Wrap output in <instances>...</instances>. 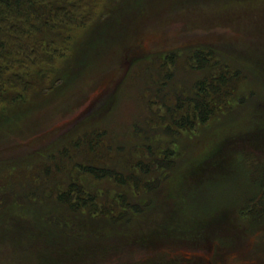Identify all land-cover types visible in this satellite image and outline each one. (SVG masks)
<instances>
[{"label":"trees","instance_id":"obj_1","mask_svg":"<svg viewBox=\"0 0 264 264\" xmlns=\"http://www.w3.org/2000/svg\"><path fill=\"white\" fill-rule=\"evenodd\" d=\"M110 1L116 0H0V232L7 233L0 237L11 241L13 259L10 264H206L208 261L200 254L193 259V254L154 257L145 253L147 249L136 248L137 241L133 238H127V245L121 248L118 243L115 246L106 243L118 242L119 237L125 236L139 214L137 206L154 201L158 185L153 181L161 182L169 168L176 169L172 157L180 144V135L192 133L213 117L244 102L255 92L248 89L250 77L264 83V76L259 77L261 68L246 65L239 48H234L232 55L200 44L158 54L163 69L149 75L141 86L146 117L132 121L126 131L130 138H124L121 134L125 132L117 130L108 135L109 127L105 125L117 91L110 95V103L93 109L76 123L58 127V137L42 148L21 151L23 143L12 138L13 133L25 128L20 120L27 115L16 111L8 115L4 113L5 108H16L25 95L7 90L20 86L21 91L27 92L28 85H34L32 78L44 79L46 74L54 72L68 53L65 49L69 47L68 33L85 29L101 17L107 7L103 4ZM248 1L231 8L225 6L222 13L233 10V23L246 22L242 29L262 41L264 5L247 6ZM259 1L264 4V0ZM154 5L134 6L123 11L127 16L142 15V11L153 16L152 9L156 7L159 12L155 13L163 16L170 10L179 15L200 12L199 6L192 3L164 8ZM112 15H115L112 22L120 17L117 13ZM253 15H258L256 19L261 25L256 33L249 28ZM217 53H222L223 57ZM182 56L186 61L182 68L192 70L195 73L192 76L177 73L182 69L179 65ZM255 111L257 119L263 122L264 114L258 107ZM139 183L148 188H139ZM166 197L167 202L172 198ZM255 199L253 195L246 202L249 204ZM243 203H238L241 204L238 210L246 209L244 212L252 216L249 219L239 216L238 224L240 227L244 222L250 224V232L245 229L248 241L251 239L247 245L250 255L239 252L237 256L244 257L241 258L243 264H264V206L253 211L242 207ZM177 211V208L172 209L171 216L161 225L163 230L156 234L172 243L178 240L193 244L204 242L207 231L205 234L197 231L203 228L191 230L183 224L180 225L182 230L174 231ZM76 226L79 229L76 230ZM92 226L101 229L91 232ZM104 227L108 229L106 237L100 233H105ZM240 227L236 225L237 239L242 234ZM78 232L83 234L78 235ZM231 235H235L233 231ZM256 237L261 240L257 244L261 251L254 246L252 239ZM237 239L233 245L237 244ZM153 243L148 241L145 246L149 249L148 245Z\"/></svg>","mask_w":264,"mask_h":264},{"label":"rangeland","instance_id":"obj_2","mask_svg":"<svg viewBox=\"0 0 264 264\" xmlns=\"http://www.w3.org/2000/svg\"><path fill=\"white\" fill-rule=\"evenodd\" d=\"M116 1L104 3L103 6H107L104 14L85 29L68 33L69 47L65 48L68 53L54 72L46 74L44 79L41 76L32 78L34 85H28L27 92L21 91L20 86L7 90L8 93L21 92L25 95L22 104L16 108L6 107L7 111L4 112L12 115L11 113L16 111L27 115L20 120L25 128H20L21 132L12 135L16 142L23 143L24 149H20L21 151L42 148L47 142L56 139L58 127L76 123L93 109L97 110L99 106L110 103L109 97L114 91H117L111 102L114 105L107 108L111 110L105 122L106 127H109L108 135L117 130L118 133L125 132L121 134L124 138H130L126 131L132 121L146 117L142 85L149 75L163 69L158 54L163 55L200 44L232 55L233 49L239 48L243 51V62L260 67L259 77L264 76V38L262 41H256L254 33L249 36V33L242 29L246 22L233 23V10L229 11L231 13H222L225 6H238L244 0H237L238 3H235L236 0ZM190 3L198 5L197 10L200 12L179 15L170 10L163 16L155 13L159 12V7H156L152 9L153 16L147 15L146 11H142V15L136 13L135 16H127L123 11L124 8L131 9L141 5L155 4L154 6L164 8L187 6ZM245 4L264 5L259 0H249ZM115 13L123 19L117 17L112 22L115 16L112 14ZM256 16H250L252 18L249 25L250 30L255 33L261 27ZM246 19L249 21V17ZM136 21L139 23L136 24ZM221 54L217 53V56ZM184 59V56L180 58L181 68L186 62ZM253 61L257 64H253ZM177 73L187 77L195 74L192 70L186 71L184 68ZM251 78L248 80V89L255 92L249 96L247 94L244 102L236 104L234 108L218 117H213L192 133L180 135V144L172 157L176 169L169 168L168 174L161 182L153 181L155 186L158 185L154 201H145L142 206L138 205L139 214L130 223V230L124 237H119L118 242L109 241L106 245L115 246L118 243L121 248L127 245V238H133L137 241L134 245L136 248L141 251L147 249L145 253L154 257L158 254H166L170 258L181 255L188 257L193 254V259L192 257H199L197 255L200 254L208 260L212 253V264H243L241 258L244 257L237 254L241 252L250 255L247 245L251 239L248 241L249 236L246 235L250 224L244 222L240 227L239 216L249 219L252 215L245 213L246 209L239 211L241 204L238 203L244 202L242 207L251 208L253 211L264 206V126L259 125L264 124V121L260 122L261 119H257L255 114L257 107L258 111L264 114V83L255 77ZM146 156L152 160L149 154ZM141 184L139 183V188H148ZM253 195L257 200H251L249 205L246 200ZM166 196H172L169 202L166 201ZM173 208L178 210L174 216V231L182 230L180 225L183 224L191 230L195 227L203 228L197 231L203 234L207 231L208 236L205 239L203 237L204 242L202 240L199 244H193L178 240L172 243L163 239L161 234H156L163 230L161 225L171 216ZM83 217L82 219L86 220ZM236 225L242 231L238 239ZM213 227L216 229L213 230ZM260 227L263 226L260 224ZM97 229L101 228L92 226L91 232H96ZM107 230L104 227L105 233L100 232L101 235L106 237ZM232 231L235 235H231ZM5 233L0 232V235ZM81 234L83 233L78 232V235ZM145 238L148 240H144ZM235 239L237 244L233 245ZM259 239L256 237L252 240L256 243L254 246L261 251L257 245L261 241ZM148 241L154 242L148 245L149 249L145 246ZM126 251L130 252V249ZM11 252V241L0 237V264L11 263ZM123 256L124 253L119 259ZM112 259L115 260V257Z\"/></svg>","mask_w":264,"mask_h":264},{"label":"water","instance_id":"obj_3","mask_svg":"<svg viewBox=\"0 0 264 264\" xmlns=\"http://www.w3.org/2000/svg\"><path fill=\"white\" fill-rule=\"evenodd\" d=\"M209 261H210V264H212V253H210Z\"/></svg>","mask_w":264,"mask_h":264},{"label":"flooded vegetation","instance_id":"obj_4","mask_svg":"<svg viewBox=\"0 0 264 264\" xmlns=\"http://www.w3.org/2000/svg\"><path fill=\"white\" fill-rule=\"evenodd\" d=\"M207 262H208V264H210L209 258H208V261ZM212 263H213V260H212Z\"/></svg>","mask_w":264,"mask_h":264}]
</instances>
